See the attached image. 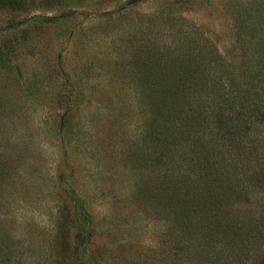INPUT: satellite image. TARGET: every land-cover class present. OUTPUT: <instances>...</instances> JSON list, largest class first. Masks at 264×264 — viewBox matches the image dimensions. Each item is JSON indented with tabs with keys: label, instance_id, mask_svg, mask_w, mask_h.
<instances>
[{
	"label": "rangeland",
	"instance_id": "1",
	"mask_svg": "<svg viewBox=\"0 0 264 264\" xmlns=\"http://www.w3.org/2000/svg\"><path fill=\"white\" fill-rule=\"evenodd\" d=\"M258 94L264 0H0V264H264ZM171 100L194 118L170 137L174 157L234 158L248 184L223 245L181 239L145 163ZM239 122L250 136L222 139ZM201 129L213 140L196 154Z\"/></svg>",
	"mask_w": 264,
	"mask_h": 264
},
{
	"label": "trees",
	"instance_id": "2",
	"mask_svg": "<svg viewBox=\"0 0 264 264\" xmlns=\"http://www.w3.org/2000/svg\"><path fill=\"white\" fill-rule=\"evenodd\" d=\"M196 86L202 87L203 84H196ZM162 89L163 88H159L161 93ZM163 91H168L170 93H172V91L177 92L176 89L170 86L163 89ZM259 95L260 94L255 96L253 101H257L255 108L261 109L264 96L259 97ZM251 100L244 101L245 110L246 108H251ZM259 100H261L260 103L258 102ZM182 102L183 106H178L177 100H171L169 104H167L168 102L166 103V101L162 103V143L160 144L159 135H155L152 130L150 132L146 131L147 147L149 149L147 153L149 154L150 152V158L145 160V163L149 162L151 169L156 168L158 172L162 171V183L160 184V188L163 194L161 195V199L167 204L165 207L168 208L166 213L172 215L175 219H179L180 224L183 226L182 228L185 229L186 234H183L181 239H184L188 235L189 240L187 242L191 245H195L196 240L202 239L204 236L206 241L214 239L215 243L223 245L224 239L227 237L228 233H232L234 226H236L234 222L229 220L232 215L230 217L228 216L230 210L235 205V203L231 202V194H234V197H237L238 194L241 196L244 195V197L247 196L248 192L246 189H248V184H242L239 173L237 172L238 160H234V158H231L230 161H225L226 159H219L216 161L211 157L213 155H211L210 158H205L204 160L198 158V162L194 163L193 160H191L192 158L189 156L186 158L185 155L182 156L183 152H179V156H182L181 164V157H174L173 150L176 146L170 137H172L180 126H188L189 120H194L193 117L190 115L188 116L189 111L192 110L190 101ZM255 116V120L259 123L264 122V111H256ZM172 117H175L176 120H172ZM255 120L253 123L257 124ZM235 125L237 128H240L238 131L241 133H237L236 127H233L236 128L235 132L228 131V128V130L221 134L222 139L227 138L229 141H232L236 139L237 135H241L243 138L250 136L248 127L244 126L243 123L239 122ZM198 133L199 135L196 137V140L194 139L192 142V147L196 154L205 150L208 147V142L212 143L213 140L210 139V135L205 134L204 129H201V131L199 130ZM154 145H160L159 152L153 153L152 147ZM183 159H189L190 162H193V165L189 164V162H183ZM257 175L259 174L257 173ZM253 180L254 182H252V185L255 186L253 189H256L254 193L259 194L258 191H260L264 194V178L262 176L259 178L254 175L251 181ZM170 192H173L175 197L169 195ZM178 195L179 197H177ZM171 200L175 205H171ZM226 216V219L229 221V226L223 227L222 229L221 219ZM170 219H168V221H171ZM251 219H253V216H251ZM253 223L255 224V221H253ZM197 229L199 232H197ZM234 232L235 231H233V233ZM1 236L2 234L0 231V239ZM5 236L9 239L13 238L11 234H6ZM258 239H260V237ZM2 245L3 244L0 243L1 257L8 254V248ZM262 245H264V243ZM196 250L198 249L196 248ZM193 254H197V252H193Z\"/></svg>",
	"mask_w": 264,
	"mask_h": 264
}]
</instances>
